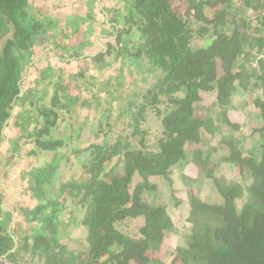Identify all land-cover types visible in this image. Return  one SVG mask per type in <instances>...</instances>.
<instances>
[{"label": "trees", "instance_id": "1", "mask_svg": "<svg viewBox=\"0 0 264 264\" xmlns=\"http://www.w3.org/2000/svg\"><path fill=\"white\" fill-rule=\"evenodd\" d=\"M183 5L181 10L174 0H128L120 21L108 15L109 26L92 19L96 27L116 29L115 39L127 43L115 49L123 52L118 57L92 33L86 45L92 41L97 52L73 38L54 44L58 62L88 63L87 73L94 71L87 80L90 88L110 96L103 104L107 124L123 120L125 132L75 146L73 156L90 151L86 162H78L80 179L61 180L54 189L66 165L61 148L68 138L55 136L61 122L77 103L105 97L90 89L84 100L73 98L62 69L54 66L39 70L36 87L20 95L19 81L40 57L32 60V48L46 43L56 25L46 27L35 18L30 0H0V173L21 182L32 202L20 210L31 226L17 220L27 232L22 241L16 238L22 246L14 248L12 237L21 231H4L13 211L3 206L0 183V215L9 211L0 217V264H5L1 258L19 264L70 259L75 264H160L148 253L156 256L162 246L170 259H160L161 264H264V0H183ZM77 29L75 38L82 33ZM110 54L114 61L122 59L118 67L104 61ZM133 64L145 65L142 73L150 69L153 81L113 108L115 81ZM106 67L115 73L103 76ZM83 72L73 77H84ZM25 103L24 121L14 123L20 132L11 134L16 147L3 153V126L16 105ZM151 115L161 127L153 144L142 126ZM44 152L52 153L49 160ZM179 180L188 201L184 226L166 203L168 198L181 202L174 187ZM67 200L71 214L62 218ZM121 224L134 229L131 235L119 229ZM75 228L79 237H70ZM177 230L183 241L170 250L166 234ZM70 240L74 243L67 245Z\"/></svg>", "mask_w": 264, "mask_h": 264}, {"label": "rangeland", "instance_id": "2", "mask_svg": "<svg viewBox=\"0 0 264 264\" xmlns=\"http://www.w3.org/2000/svg\"><path fill=\"white\" fill-rule=\"evenodd\" d=\"M31 1V8L30 11L33 14V16L41 21L43 25L47 26H53L56 25V27L51 28L48 32L49 35L51 36L46 43H44L41 47L39 48H32L33 53H34V58L32 59L33 61H36L37 57V64L36 66L32 65V70L29 72L28 75H25L19 82L22 83L21 91H25L26 93L28 90L36 87V83L34 78L36 77V74L39 72V70L43 69L44 67L47 66H54L58 67V69H62V77L64 81H68L69 85H67V90L73 98H79L81 101L84 100V98L88 95L91 94V92H94V90H97L99 94H103L104 92L98 89H95L94 87L90 88L89 84L87 83V80L93 74V70L90 69L87 73L88 70V63L83 62L78 60L73 61L71 63H60L56 59H54V54H59L60 50L59 47L55 48L54 51V44H63L68 38H73L74 42H80L81 45H84L85 48L87 47L88 49L92 50L91 52H97L99 48L96 46L95 43H93L91 40V43L86 45V42L89 41L90 34L92 33V38H96V42L99 43V45L107 44L108 46H111L115 51V55L121 56V53L115 49L118 47L120 48L121 46L126 45L123 40H120L119 42L115 39L116 35V29L109 28L105 30V27L103 24L100 26L96 27L93 20L94 18L99 19L100 22L102 20L106 21L109 26L111 23L108 21V15L112 16L111 18H114L113 20H119L120 21V12L122 10H125L124 5L128 0H101L102 2H99V0H30ZM99 5L100 7L98 8ZM174 5L180 7L181 10H183L184 5H183V0H174ZM104 11V16L100 14L99 10ZM115 11V13H113ZM118 14H117V12ZM107 14V15H106ZM119 18H118V17ZM77 19V20H76ZM73 21H76L75 26H70L69 23H72ZM120 24V22L115 23ZM118 26V25H117ZM116 26V27H117ZM78 28L82 30V33L79 34L75 38L76 33L78 32ZM65 29L66 34H61V30ZM58 34H55V33ZM86 34V35H85ZM98 34V35H97ZM97 36V37H96ZM123 39V38H121ZM108 41V42H107ZM105 42V43H104ZM107 42V43H106ZM196 42H200L201 40L196 39ZM131 44V43H130ZM129 44V45H130ZM127 45L126 47H128ZM81 50V49H80ZM74 52L73 49L69 50L70 52ZM82 54L83 52H88L87 50L83 49L81 50ZM80 51V52H81ZM79 52V53H80ZM43 56V57H42ZM57 56V55H56ZM111 54L108 55L107 58H104L106 60L110 59L112 62L111 65H116L118 67L119 62L122 61L121 58L118 60L116 59L115 61L113 60V57ZM116 57V58H117ZM59 58V57H58ZM79 58V57H78ZM121 59V60H120ZM39 60V62H38ZM139 65V64H137ZM136 64H133L130 69L128 68H123L121 72V80L115 81L116 84V90L118 89V100L114 99L112 100L113 108L117 107L116 102L119 101V99L125 98L130 91L135 90L136 92H142L146 90V87L150 84V82L153 81V77L151 74V70L147 69L145 71L146 73H142L143 70L145 69V65L142 67H138ZM98 66V64H96ZM85 73L84 77L78 78L76 75L75 77L74 74L79 73V71H83ZM105 71H107L109 74H114L115 70L113 68L106 67L104 68V74L105 76ZM59 72V70H58ZM103 73V72H102ZM98 78H100V74H98ZM22 81V82H21ZM117 82V83H116ZM92 91H91V90ZM91 91V92H90ZM90 92V93H89ZM21 94V92H19ZM101 97H105L104 99H93L91 101H83L82 104H76L74 110L70 113L71 116H69L66 120L61 122L62 124L60 125V128L57 130L55 136H59L63 139H67L66 142V147L61 148V152L64 153V160H61V162L64 165L61 170V174H57V177L53 181V188H57L61 180H67V179H80V162H86V160L89 157V150L88 149H83L80 151H75L74 156L71 155V150L73 148H77L75 146H79L81 148L86 147L88 144L91 142H101L103 141L104 137H107L108 140H113L114 135L117 134H125L120 130V126H122L123 120H118L115 122L110 121L109 124H107L104 111L105 108L103 106L106 101H108L110 96L108 94H103ZM205 97V95H204ZM121 104V103H119ZM24 110L23 112L21 110ZM25 110H28L27 108V103H25L23 106L18 104L16 107L12 110V113L10 115V119L8 120L7 126H3L2 132H3V139L1 140V143L3 145L2 151L1 152H7L12 151L16 145L15 143L11 140L14 135L20 132L18 126H16L14 123L19 121L22 123L24 121V116H25ZM104 110V111H103ZM107 112V111H106ZM18 113H20L18 115ZM24 113V115H23ZM23 118V119H22ZM17 120V121H16ZM144 129H147L148 131V143H154L155 140L160 136L161 133V127L157 120L151 116L148 117L147 121L143 123ZM18 130V131H17ZM14 135H11V134ZM8 134V135H7ZM70 136V138H69ZM75 143H78V145H74ZM74 146V147H73ZM13 147V148H12ZM7 150V151H6ZM45 153V160H49L51 157V152H44ZM16 157H19V154L16 153ZM18 161L17 164H15V167H19L18 164H21V159L16 160ZM4 163H1V165ZM19 169V168H17ZM61 169V168H60ZM12 171V170H11ZM176 179V176L173 177ZM178 179V178H177ZM13 179L11 176L7 175H1L0 173V183L4 185L5 189L3 192V206L10 211H13V217L10 219L8 216H6V219H9V222L7 224V228H4V231L6 230L8 233L9 230H13L16 232H20L21 235V241L24 239L22 235L25 234L23 227L20 226V223L17 222L18 219L21 218L20 222L24 224L26 228L31 226V224L26 222L28 219H24L25 214H21L20 210L25 209V208H31V196L30 194L24 189V187L20 186V183L13 182ZM186 185H183V183L179 180L176 183H174L175 189L179 188V199L181 202L177 205L173 200H170L168 198V201H166L167 206L169 208L170 214L173 216V218L177 221L178 224H181V226H184L187 224L186 221V213L188 211V201L184 199V194H182L181 190L183 187L185 188ZM198 189V188H197ZM178 190V189H177ZM52 192V191H51ZM56 193V191L54 192ZM177 193V192H176ZM175 193V194H176ZM208 194V193H207ZM205 194L206 196H208ZM30 196V197H29ZM71 199H69L70 201ZM69 201L67 200V204L69 205L68 208L61 210L62 218L68 217L66 214H71L70 212V204ZM31 206V207H30ZM6 209L4 212L5 215H7V212L9 211ZM5 215L2 217L4 218ZM15 220V222H13ZM13 222V223H12ZM176 223V224H177ZM126 225L120 226V230H122L124 233H129L131 235L133 228H128L125 227ZM21 227V228H20ZM30 232V231H28ZM32 233L28 234L29 236ZM80 234V229H71V232H69V236L73 237L77 236L79 237ZM166 243L170 241V250L174 249V246L179 245L178 243L180 241H183V237L181 236L182 234L180 233L179 230L177 232H172V233H167ZM32 235L30 236V238ZM18 239V238H17ZM16 239V240H17ZM19 241V240H18ZM74 240H70L67 245L73 244ZM17 242V241H16ZM17 245H21V242H17ZM13 248V247H12ZM161 248V247H160ZM166 246H162V248L156 253V256L154 255L155 253H148L150 257H152L154 260H157V263H163L165 260L168 262L170 259V256H168L167 253H165ZM4 260L5 263V258H1ZM164 260V261H160ZM7 264V262L5 263ZM8 264H10L8 262ZM65 264H75V262H72L71 259L68 260L67 262L65 261ZM165 264V263H164Z\"/></svg>", "mask_w": 264, "mask_h": 264}, {"label": "crops", "instance_id": "3", "mask_svg": "<svg viewBox=\"0 0 264 264\" xmlns=\"http://www.w3.org/2000/svg\"><path fill=\"white\" fill-rule=\"evenodd\" d=\"M12 223H13V222H12ZM14 235H15V238H18L19 241H20L21 236H18L16 233H15ZM6 262H7V264H8V262H9L10 264H19V262L6 261V259H5V263H6Z\"/></svg>", "mask_w": 264, "mask_h": 264}, {"label": "water", "instance_id": "4", "mask_svg": "<svg viewBox=\"0 0 264 264\" xmlns=\"http://www.w3.org/2000/svg\"><path fill=\"white\" fill-rule=\"evenodd\" d=\"M20 92H21V94H22V91H21V89H20ZM20 94V95H21ZM13 238V240H14V243H15V245H14V248H15V246L17 245V242H16V239H15V237H12ZM14 248H12L11 250L13 251L14 250Z\"/></svg>", "mask_w": 264, "mask_h": 264}, {"label": "clouds", "instance_id": "5", "mask_svg": "<svg viewBox=\"0 0 264 264\" xmlns=\"http://www.w3.org/2000/svg\"><path fill=\"white\" fill-rule=\"evenodd\" d=\"M15 237V236H14ZM16 239V238H15Z\"/></svg>", "mask_w": 264, "mask_h": 264}]
</instances>
